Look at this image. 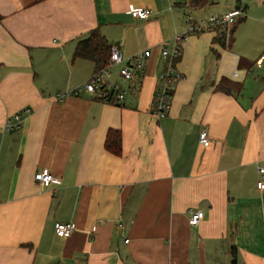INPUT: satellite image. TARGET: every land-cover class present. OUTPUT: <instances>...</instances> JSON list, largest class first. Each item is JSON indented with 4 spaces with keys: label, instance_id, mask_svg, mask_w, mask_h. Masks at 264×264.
<instances>
[{
    "label": "crops",
    "instance_id": "1",
    "mask_svg": "<svg viewBox=\"0 0 264 264\" xmlns=\"http://www.w3.org/2000/svg\"><path fill=\"white\" fill-rule=\"evenodd\" d=\"M246 1L261 8V0H0V264H264L261 54L236 47L235 34L230 46L210 31L187 36L168 114L151 113L161 45L187 30L192 13L221 15ZM131 6L153 14L135 19ZM95 28L124 57L152 51L124 106L84 92L57 98L95 71L74 59ZM223 78L242 92L217 90ZM24 109L21 126L4 130ZM110 130L120 132V155L105 147ZM44 168L61 184L35 182ZM197 210L204 217L190 225ZM59 221L76 224L70 237L55 233Z\"/></svg>",
    "mask_w": 264,
    "mask_h": 264
},
{
    "label": "built area",
    "instance_id": "2",
    "mask_svg": "<svg viewBox=\"0 0 264 264\" xmlns=\"http://www.w3.org/2000/svg\"><path fill=\"white\" fill-rule=\"evenodd\" d=\"M128 13L135 19L147 20L153 14V10L147 7L131 6ZM245 17V8L242 3L231 11L221 15H210L207 17L195 18L188 16L187 30L176 33L171 43H163L160 47V59L163 62L162 70L159 72L156 91L153 97L151 113L158 119L167 116L171 105L173 95V85L180 78L177 71V64L182 57L184 40L191 34H199L210 31L216 38L224 36L226 43L231 38V29L238 20ZM152 56L150 49L143 50L133 56L124 57L121 49L112 44L110 57L107 66L95 70L91 76L80 86L73 90L58 94V99H63L69 95H80L87 93L94 99L100 100L106 104L124 106L127 96L131 91L139 87L146 63ZM264 64V52L257 58L254 65L262 68ZM119 65L117 78L113 77L111 68ZM236 75V73H235ZM29 112L24 109L9 117L4 125V130H14L21 126L22 114ZM199 142L203 146H208L212 140L208 130L202 128L199 133ZM260 179L257 182L259 190L264 189V168L259 167ZM34 180L43 187L61 184V179L53 175L49 169L39 170L34 175ZM189 217V224L196 226L204 217L202 210L192 211ZM55 233L62 238L70 237L76 230L74 222H56L54 225Z\"/></svg>",
    "mask_w": 264,
    "mask_h": 264
},
{
    "label": "trees",
    "instance_id": "3",
    "mask_svg": "<svg viewBox=\"0 0 264 264\" xmlns=\"http://www.w3.org/2000/svg\"><path fill=\"white\" fill-rule=\"evenodd\" d=\"M188 3L192 7H200L205 6L208 3V0H189ZM244 20L245 17L238 20V22L233 26L231 29V38L228 43L225 42L224 36L216 38L215 41L223 46H230L234 42V34L238 25ZM110 49L111 44L101 34L99 28H95L77 41L74 50V59L81 58L89 60L93 62L95 70H99L107 66L110 57ZM216 89L230 94L241 93L243 90V84L223 78L216 85ZM105 147L108 151L116 155L121 154V135L119 131H109Z\"/></svg>",
    "mask_w": 264,
    "mask_h": 264
},
{
    "label": "rangeland",
    "instance_id": "4",
    "mask_svg": "<svg viewBox=\"0 0 264 264\" xmlns=\"http://www.w3.org/2000/svg\"><path fill=\"white\" fill-rule=\"evenodd\" d=\"M244 4H248V10H246L247 18L238 25V28L235 32L234 45L242 50L246 48V50H249L252 55L262 54L264 52V0H261V2L258 4L261 8H259L257 5L251 6V1H248V3L246 1ZM203 13L206 12H201L200 14L202 15H195H200L198 18L216 15L209 14L205 16ZM193 14L194 13H192L191 16ZM250 16L252 17L250 18ZM245 22L247 24H245ZM255 70L260 69L256 67ZM263 71L264 64L262 67V72Z\"/></svg>",
    "mask_w": 264,
    "mask_h": 264
}]
</instances>
